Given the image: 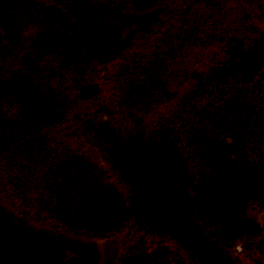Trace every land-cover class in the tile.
Wrapping results in <instances>:
<instances>
[{
	"label": "trees",
	"instance_id": "16d2710c",
	"mask_svg": "<svg viewBox=\"0 0 264 264\" xmlns=\"http://www.w3.org/2000/svg\"><path fill=\"white\" fill-rule=\"evenodd\" d=\"M164 3L116 59L131 14ZM70 89L118 116L81 128L104 165L52 134ZM0 102V264H98L88 238L129 231L118 264H241L218 237L260 236L264 0H0ZM228 137L248 146L222 165Z\"/></svg>",
	"mask_w": 264,
	"mask_h": 264
},
{
	"label": "rangeland",
	"instance_id": "374dc122",
	"mask_svg": "<svg viewBox=\"0 0 264 264\" xmlns=\"http://www.w3.org/2000/svg\"><path fill=\"white\" fill-rule=\"evenodd\" d=\"M171 9V5L164 3L148 12L131 14L136 20V26L117 46L113 56L116 59H119L125 52L131 50H144L149 45L152 35L158 32L167 22ZM76 95L77 93L74 90H69L68 103L70 106V114L68 116V121L63 125L52 129V134L58 139L64 141L71 148L89 156L98 164L104 165L97 150L87 144L82 138L81 128L86 119L91 118L94 115L106 119H117L118 116L115 114L108 98H103V101L99 105L93 107L89 111V115L85 116L83 109L77 101ZM246 145L248 146V144ZM246 145L241 139L237 140L228 137L221 150L222 165H224L230 157L239 159L242 152L246 149ZM251 146L252 143L250 144V147ZM1 183L2 180L0 177V185ZM17 206L18 205L14 203V208L16 210L19 209ZM248 212L249 215L260 224L262 229L260 236L230 240H224L221 237H217L223 247L238 257L241 264H264V210H262L257 204L253 203L250 205ZM29 218L36 223H44L36 221L31 215ZM202 224L212 234L217 235L210 224L204 220H202ZM135 236L136 235L133 232L129 231L101 238L91 237L88 239L95 243L100 250L101 258L98 264H118V257L122 249L131 243Z\"/></svg>",
	"mask_w": 264,
	"mask_h": 264
},
{
	"label": "crops",
	"instance_id": "0c3cea01",
	"mask_svg": "<svg viewBox=\"0 0 264 264\" xmlns=\"http://www.w3.org/2000/svg\"><path fill=\"white\" fill-rule=\"evenodd\" d=\"M98 247V246H97ZM99 249V248H98ZM100 251V250H99ZM101 254V253H100ZM101 258V257H100ZM100 261V260H99ZM99 263V262H98Z\"/></svg>",
	"mask_w": 264,
	"mask_h": 264
}]
</instances>
